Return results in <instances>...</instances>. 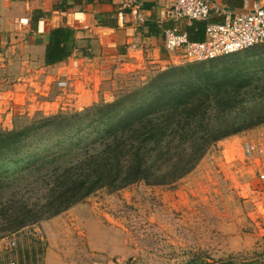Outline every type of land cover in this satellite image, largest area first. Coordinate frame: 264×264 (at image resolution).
Instances as JSON below:
<instances>
[{
	"label": "rangeland",
	"instance_id": "1",
	"mask_svg": "<svg viewBox=\"0 0 264 264\" xmlns=\"http://www.w3.org/2000/svg\"><path fill=\"white\" fill-rule=\"evenodd\" d=\"M225 65L243 68L250 79L231 116L243 120L255 111L264 113L262 45L213 61L147 64L124 74L105 68L96 96L92 84L89 91L78 85L77 96H64L54 107L49 104L60 93L55 83L25 88L24 75L9 74L0 86V131L112 102L121 87L148 82L172 67ZM0 259L3 264H264V124L209 146L195 169L173 186L101 189L55 217L7 234L0 238Z\"/></svg>",
	"mask_w": 264,
	"mask_h": 264
},
{
	"label": "trees",
	"instance_id": "2",
	"mask_svg": "<svg viewBox=\"0 0 264 264\" xmlns=\"http://www.w3.org/2000/svg\"><path fill=\"white\" fill-rule=\"evenodd\" d=\"M67 1L56 8H71ZM80 1L92 2L75 0ZM213 12L209 21H167L163 29L177 28L191 42H203L206 25L222 20ZM73 38L70 27L51 30L44 64L67 61L76 50ZM187 68L172 67L148 82L121 87L112 102L0 131V238L55 217L101 189L173 186L209 146L264 124L263 111L243 120L231 116L250 83L243 68Z\"/></svg>",
	"mask_w": 264,
	"mask_h": 264
},
{
	"label": "crops",
	"instance_id": "3",
	"mask_svg": "<svg viewBox=\"0 0 264 264\" xmlns=\"http://www.w3.org/2000/svg\"><path fill=\"white\" fill-rule=\"evenodd\" d=\"M62 1L33 0L27 8L23 1L0 0V86L4 85L5 76L21 74L24 75L22 79L26 83L34 84L37 90L50 88L51 82L54 83L57 78L55 72L57 74V70L64 62L53 66L44 64L48 33L53 29L68 27L66 15L69 12L84 14L83 24H77L75 28H72L76 50L68 61L79 59L84 63L77 86L84 85L89 91L92 84V96H96L105 68L116 74L119 65L124 64L125 67L119 69L122 72L119 74H124L139 70L147 64H162L168 61V53L163 47V28L167 21H164L161 14L169 7V0H142L145 21L139 25L126 23L123 28L119 27L116 19L120 0H92L91 3L68 0L67 5H71V8L65 9L64 12L56 8ZM253 1L216 0V9L213 11L218 12V9L223 7L229 11L238 12ZM255 1L264 5V0ZM215 12L212 14L215 15ZM26 17L30 18V24L17 29L16 21ZM94 25H103L112 29L113 34L110 40L114 48L110 50V53L115 54L113 59L100 58L101 47L96 37L85 28ZM149 26H153L152 31ZM132 42L141 46V49L130 50L128 45ZM41 77L43 79L45 77L46 81L50 80V83L45 84V80L41 84L35 82ZM76 89L74 96L78 94ZM58 102L56 99L49 106H58Z\"/></svg>",
	"mask_w": 264,
	"mask_h": 264
},
{
	"label": "built area",
	"instance_id": "4",
	"mask_svg": "<svg viewBox=\"0 0 264 264\" xmlns=\"http://www.w3.org/2000/svg\"><path fill=\"white\" fill-rule=\"evenodd\" d=\"M26 4L29 8L33 0H19ZM253 1V0H252ZM170 5L162 11L164 21H187L189 24L193 21H209L211 12L216 9V0H169ZM80 15L77 17V15ZM217 16L222 20L218 22H210L206 25L205 40L203 42H191L185 33H180L177 28L163 30V47L168 53L167 64L178 65L179 61L189 63H199L213 61L222 57L232 55L241 51L248 50L252 47L264 45V5H260L255 0L248 6H244L242 10L229 11L223 7L218 9ZM84 14L69 12L66 15V25L75 28L77 24H83ZM116 19L120 28L131 25H139L145 21L142 9V0H120ZM30 24V18H21L16 21V28L22 29ZM90 30L96 37L101 47V59H113L114 53L110 50L114 48L112 37V29L103 25H94L93 27H85ZM131 38V36H129ZM130 50L137 51L141 46L130 43ZM68 61V60H67ZM84 63L79 59H73L64 62L58 71L57 78L54 80L59 94L56 99L61 100L62 97L75 94L77 83L80 80ZM125 65H119L120 68ZM131 73V71H129ZM29 87L30 83H22ZM37 90V89H36ZM37 92V91H36ZM252 148L246 146V151L250 153ZM9 249L15 247L14 241L8 243ZM0 264L2 260L0 259ZM7 264H15L9 262ZM93 264H116L113 262Z\"/></svg>",
	"mask_w": 264,
	"mask_h": 264
},
{
	"label": "bare ground",
	"instance_id": "5",
	"mask_svg": "<svg viewBox=\"0 0 264 264\" xmlns=\"http://www.w3.org/2000/svg\"><path fill=\"white\" fill-rule=\"evenodd\" d=\"M80 16L79 14L77 15V17Z\"/></svg>",
	"mask_w": 264,
	"mask_h": 264
}]
</instances>
